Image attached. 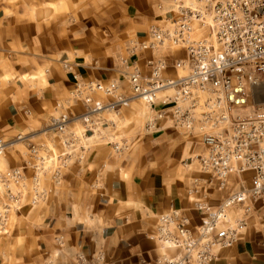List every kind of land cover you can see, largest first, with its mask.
Wrapping results in <instances>:
<instances>
[{
  "label": "crops",
  "instance_id": "crops-1",
  "mask_svg": "<svg viewBox=\"0 0 264 264\" xmlns=\"http://www.w3.org/2000/svg\"><path fill=\"white\" fill-rule=\"evenodd\" d=\"M167 4L0 0V141L6 144L0 168L23 169L25 192L20 208L9 216L7 231L0 232V264H161L177 251L161 248L155 240L160 215L175 210L194 229L202 215L197 202L214 208L239 186H249L251 173L245 172L227 176L219 187L190 160L204 153L199 141L168 122L157 132L145 131L150 111L133 99L115 112L102 111V126L87 154L67 163L58 185L48 172L43 174L39 185L45 198L30 201V164L38 163V156L62 151L50 119L84 111L83 101L72 95L73 77L116 83L128 95L126 74L134 60L145 73L143 59L149 57L139 52L135 59L129 46L144 39L151 26L163 24ZM64 61L70 70L62 68ZM165 75L175 77L177 70L168 69ZM92 99L109 101L101 93ZM67 129L81 132L82 126L73 121ZM227 216L231 223H247L236 242L216 251L211 264H264V213L259 204L252 205L247 216L240 206L229 209Z\"/></svg>",
  "mask_w": 264,
  "mask_h": 264
},
{
  "label": "built area",
  "instance_id": "built-area-1",
  "mask_svg": "<svg viewBox=\"0 0 264 264\" xmlns=\"http://www.w3.org/2000/svg\"><path fill=\"white\" fill-rule=\"evenodd\" d=\"M187 1L168 0L161 15L163 24L151 26L144 39L131 42L132 57L136 59L139 52H148L149 57L143 59L145 73L134 60L132 71L126 74L128 95L116 83L83 82L73 77L72 95L83 101L84 111L73 117L51 118L49 128L59 136L62 151L38 156V163L30 164V201L35 204L45 198L39 185L43 174L48 172L52 183L60 184L67 163L82 159L90 150L91 139L102 126L99 114L115 112L137 99L151 114L145 131L157 132L168 122L187 138L199 141L204 153L190 160H196L199 171L219 187L229 175L250 172L249 186H239L216 207L197 202L202 215L194 229L175 210L159 216L155 240L161 248L177 251L161 264H211L216 251L236 242L247 223L245 219L229 222V209L240 206L247 216L252 205L259 204L264 213V112L242 113L249 100L251 75L264 72V0H195V5ZM173 46L180 48L182 57L171 59L163 52ZM62 68L70 70L71 65L64 61ZM168 69L186 74L169 77L165 75ZM94 93L109 101L103 104L92 99ZM73 121L80 123L81 132L67 129ZM5 146L0 141V155ZM23 178L20 168L0 174L2 233L7 231L10 214L21 206Z\"/></svg>",
  "mask_w": 264,
  "mask_h": 264
},
{
  "label": "rangeland",
  "instance_id": "rangeland-1",
  "mask_svg": "<svg viewBox=\"0 0 264 264\" xmlns=\"http://www.w3.org/2000/svg\"><path fill=\"white\" fill-rule=\"evenodd\" d=\"M187 3H192L194 5L196 4L195 0H188ZM197 32H196V36L199 35V33H197ZM167 48H169V49H163V52L165 54H170V52L171 53L172 52L173 53L174 52L181 53V50L179 47L173 46V47H167ZM184 74H186V71L178 69L176 76H183ZM253 79H256V80L253 81ZM263 86H264V72H257V73L252 74L251 78H250V83L247 84V89L249 90V100H248L247 106L242 110L243 114H247L246 111H249V112L253 111L252 107H254L255 112L251 113L250 115L255 114V113L264 112V95H259V93L257 95H255V93H254L255 88H259V87L261 88ZM139 102H141V101H139ZM2 170L3 169L0 168L1 173H2Z\"/></svg>",
  "mask_w": 264,
  "mask_h": 264
},
{
  "label": "bare ground",
  "instance_id": "bare-ground-1",
  "mask_svg": "<svg viewBox=\"0 0 264 264\" xmlns=\"http://www.w3.org/2000/svg\"><path fill=\"white\" fill-rule=\"evenodd\" d=\"M254 93H255V95H257L258 93H259V95H264V86L261 87V88H260V87H259V88H255V89H254ZM252 108H253V111H251V112L246 111L247 114H251V113L255 112L254 107H252Z\"/></svg>",
  "mask_w": 264,
  "mask_h": 264
}]
</instances>
